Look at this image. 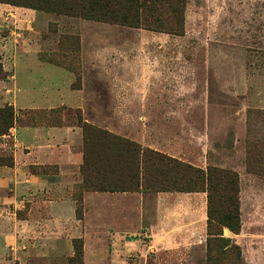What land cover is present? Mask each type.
Returning a JSON list of instances; mask_svg holds the SVG:
<instances>
[{"label":"rangeland","instance_id":"374dc122","mask_svg":"<svg viewBox=\"0 0 264 264\" xmlns=\"http://www.w3.org/2000/svg\"><path fill=\"white\" fill-rule=\"evenodd\" d=\"M5 6L0 90L35 97L58 82L55 67L66 77L60 88L80 92L84 103L63 114L18 111V125L81 118L202 170L236 172L243 229L237 245L243 263L264 264V177L245 170L248 144L264 139V0H185L178 35ZM68 194L81 218L74 235H84L82 264H205V243L149 248L148 195L93 194L84 220L79 185ZM195 213L200 223L203 215ZM64 241L40 242L35 250L29 242L26 257L7 251L0 264H69L72 241L71 256Z\"/></svg>","mask_w":264,"mask_h":264},{"label":"crops","instance_id":"0c3cea01","mask_svg":"<svg viewBox=\"0 0 264 264\" xmlns=\"http://www.w3.org/2000/svg\"><path fill=\"white\" fill-rule=\"evenodd\" d=\"M52 68L59 76L58 82H52L49 90L42 88L35 97L29 94L20 97L18 90L1 89L0 108L12 107L16 117L18 111L59 110L63 114L69 109H83L81 93L62 90L66 77L58 68ZM81 164L82 131L76 124L66 123L64 119L62 123L35 126L18 125L16 122L7 135L0 137V259L7 251L26 257L29 250L40 242L52 244L61 238L65 240L68 256L72 255L70 246L71 241L76 239L74 229L78 221L75 202L66 195L73 186L81 183ZM32 168H35V174L31 172ZM93 194L98 195L83 194L84 220L86 203ZM140 195H148L154 204L153 221L147 229L149 248L170 251L188 245L203 246L206 236L205 194ZM197 209L203 215L200 223H197V214H194ZM242 233L241 225L238 235L228 232L226 238L236 239L238 244L237 239ZM31 236L35 242L29 240ZM249 238V244L257 241L253 239L254 235H249ZM79 239L84 240V235ZM29 242L32 243L30 249Z\"/></svg>","mask_w":264,"mask_h":264},{"label":"trees","instance_id":"16d2710c","mask_svg":"<svg viewBox=\"0 0 264 264\" xmlns=\"http://www.w3.org/2000/svg\"><path fill=\"white\" fill-rule=\"evenodd\" d=\"M0 4L58 17L178 35L183 28L185 0H0ZM16 122L12 107L0 108V137L7 135ZM76 125L82 131L81 201L84 193L205 194V264H244L240 247L223 236L224 230L232 235H238L241 230L236 172L213 166L202 170L96 128L81 118ZM245 170L264 177V139L248 144ZM31 172L35 174V168ZM72 247L73 256L68 263L82 264V239L72 240Z\"/></svg>","mask_w":264,"mask_h":264},{"label":"water","instance_id":"95a60500","mask_svg":"<svg viewBox=\"0 0 264 264\" xmlns=\"http://www.w3.org/2000/svg\"><path fill=\"white\" fill-rule=\"evenodd\" d=\"M223 236H224V237H227V236H228V231H227V230H224V231H223Z\"/></svg>","mask_w":264,"mask_h":264}]
</instances>
